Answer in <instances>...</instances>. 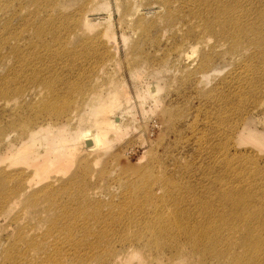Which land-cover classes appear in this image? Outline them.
I'll return each mask as SVG.
<instances>
[{"label": "rangeland", "instance_id": "374dc122", "mask_svg": "<svg viewBox=\"0 0 264 264\" xmlns=\"http://www.w3.org/2000/svg\"><path fill=\"white\" fill-rule=\"evenodd\" d=\"M161 1L0 0V58L3 56L0 85L10 87L6 95L0 92V102L10 100L9 106L0 109V157H4L9 141L19 140L23 127L29 130L51 125L49 128L54 133L60 132L58 127L67 126V132L76 127L79 124L76 120L72 127L66 125L67 118L76 107L82 112L81 104L92 101L100 92L107 99L110 93L144 92L149 83L162 89L156 95L162 101L156 109L151 98L141 100L147 113L143 120L134 123L133 115L123 111L128 133L113 143L108 153H102L100 161L93 165V174L89 172L79 179L86 185L84 193L96 195L94 198L97 199L95 205L86 211L87 219L74 225L77 239L83 246L66 244L65 239L70 241L71 238L63 231L61 223L55 222V216L70 212V204L78 199L77 190L57 197L66 200L67 205L62 202L57 208L44 204L41 208L49 212L34 217L28 216L25 202L9 207L2 204L0 198V264H110L111 252L124 251L120 247L122 238H140L144 248L146 240L151 238L155 242L139 224V217L145 216L144 220L152 223L167 224L165 216L174 210V204L172 200H166L169 194L161 197L162 190H155L153 205L139 193L138 199L130 202V197L119 187V180L131 177L138 170L150 171L154 177L163 179L173 196L192 187L211 185L222 190L226 184L246 186L248 188L244 189L251 190L255 204L258 203L250 213L257 217L261 214L264 218V147L238 143L239 138L233 139L242 117L258 103L264 104V79L256 83L255 89L250 87V82L255 81L251 79L253 69L262 66L260 59L255 56L249 63L242 62V68L237 69L241 61L225 55L228 47L217 49L224 55L216 58L200 81L195 82L199 75L193 68L204 53L201 44L197 43L200 38L195 37L196 31L188 25V11L173 10L166 4L162 6ZM133 10H139L136 21L146 20L148 25L157 22V27L146 34L134 25L135 19L132 25L129 24ZM171 11L174 15L169 17ZM87 16L92 28L86 33L77 32L78 24ZM177 27L182 34L178 33ZM192 35L194 37L186 41L182 49L190 53L181 56L176 49L182 45L183 39ZM123 38L128 41L125 43ZM221 38L220 42H225L224 37ZM219 40L213 38L214 42ZM16 41L21 45L20 49L15 47ZM194 45L198 47L193 54L190 47ZM134 46L140 53L137 58L133 54ZM257 52L252 48L247 54ZM230 75L232 77L226 79ZM181 79L189 80L181 82ZM54 85L58 87L57 95L51 90ZM97 85L99 92L92 93ZM37 93L39 98L35 97ZM78 109L77 113H80ZM167 110H172L174 122L171 125ZM209 119H214L216 124L208 125ZM246 119L239 128L246 125L248 129L264 134L263 112L250 114ZM91 122V116L84 113L81 127H90ZM221 133H228L231 139L220 142L217 137ZM43 144V140H37L34 151L43 153ZM4 162L7 160H0V168L4 167ZM224 168H227L226 176L220 172ZM234 168L246 171L243 182L234 180ZM249 176L258 181L257 189L253 188L255 191L250 189ZM10 186L15 187L16 183L10 181ZM190 200L189 197L183 205L190 207ZM154 205L160 209L154 210ZM200 211L203 215L210 213V210L203 209L196 213ZM216 211L223 213L225 208L220 206ZM226 212H230L229 209ZM117 214H121L120 219ZM221 220L218 218L216 222L222 223ZM77 224H80L78 228ZM238 227L239 232L236 227L229 229L236 231L234 236L224 232V229L228 230L226 228L209 233L214 236L218 233V247L233 250L231 257L238 254L241 259L242 254L251 255L250 244L264 242V232L260 239L253 238L258 242L252 240L253 236L248 238H251L249 241L248 227L243 224ZM102 239L104 242L92 253L86 249L87 243L95 244ZM183 240L184 237H178V243ZM54 241L63 248L56 261H53ZM34 242L41 244L39 251ZM155 247L151 252L156 257H172L169 245L164 248L165 254H157ZM244 256L242 259L246 258ZM137 260L126 259L124 262L136 264ZM161 264H168L167 260Z\"/></svg>", "mask_w": 264, "mask_h": 264}, {"label": "bare ground", "instance_id": "6f19581e", "mask_svg": "<svg viewBox=\"0 0 264 264\" xmlns=\"http://www.w3.org/2000/svg\"><path fill=\"white\" fill-rule=\"evenodd\" d=\"M161 4L162 6L165 4L169 5L173 10L180 9L188 11V25L196 31L195 37L197 39L200 38V42L197 43L201 44L204 53L200 55L197 66L193 68L199 75L195 82L200 81L201 76L205 75L216 58H220L224 55V53H219L217 51V49L224 47H228L225 55L235 56L236 61H241L237 69L242 68L243 63H249L255 56L260 59L262 66L253 69L251 79H255V81L250 82V87L255 89L256 83L263 81L264 0H162ZM138 12L139 10H133L131 15L133 18H129V24L132 25V21L135 19L134 25L138 26L141 30L143 29L146 34H149L150 29L156 28L158 23L156 22L148 25L146 20L136 21V16L139 14ZM173 15L174 12L171 11L168 16L172 17ZM92 25L93 24L88 20V16L84 17L77 26V32L86 33L89 28H92ZM177 31L182 34V30L179 27H177ZM108 37L110 36L108 35ZM193 37L192 35L186 40L183 39L182 45L176 49L180 52L181 56H187V54L190 53L182 49L184 44L186 46V41L188 42ZM221 37H224L223 39L225 42H220L222 40ZM213 38L220 40L214 42ZM123 40L125 43L128 41L127 38H123ZM15 43V47L20 49L21 45L19 42L16 41ZM197 47L198 45L190 47L192 48L193 54L196 52ZM252 48L258 52L255 53V55L253 53L247 54ZM133 49L135 50L133 54L137 58L140 55L138 47L134 46ZM2 58L3 56L0 60ZM212 68L213 67H211V71H213ZM230 77H232V75L228 76L226 79ZM204 78H206V76ZM238 79H240L239 76ZM188 80L189 79H181V82ZM242 84L246 87L243 81ZM149 85L150 86H148L144 92L126 95L122 93H110L107 99L102 92L98 93L100 89L97 85L91 90L92 93H98L95 99L81 104L83 113L80 112V108L78 109L76 107L80 113H77L75 109L71 116L67 118L66 125L71 126L74 120L79 123L76 127L73 126L68 132V128L66 130L67 126L58 127L57 130L60 131L59 133H54L53 129L49 128L51 125L48 128L39 126L38 128L29 130L27 127H23L19 135V140L9 141L4 157H0V160H7V162H4V167L0 168L1 203L11 207L15 203L25 202L28 207V216L34 217L49 212V210L41 208L44 204L49 207L56 205L57 208H59L62 202L67 205L66 200H58L57 197L67 193L70 194L74 189L77 190L79 193L77 196L78 199L70 204V212L62 215L59 214L57 215L58 217L55 216V222H60L63 231L71 238L70 241L65 239L66 244L71 242L75 247L83 246V243L77 239L78 233L75 232L74 225L78 223V221H85L87 219L88 214L86 211L89 210V207L95 205L93 203H96L97 199L94 198L96 195L88 196L84 193L86 185L79 179L84 178L89 172L93 174V165L100 161L102 153H108L107 151L111 145L120 141L128 133L129 127L125 123L123 111L133 115L134 123H137L140 119L143 120V116L146 113V111H144V104L141 100L151 98L155 109L162 103L161 99L156 96L162 90L160 86L154 83H149ZM51 90L55 95L59 94L56 85L51 87ZM8 91H10V87H8L7 84L0 85V92L3 95H6ZM37 96L39 98L40 94L37 93L35 97ZM9 101L10 100L1 101L0 109L9 106ZM261 112L264 113L263 102L253 106L247 114L242 117L235 130L233 139L239 138L240 141H238V143L244 142L245 144H252L263 148L264 134L255 132L253 128L248 129L246 125L239 128L240 125L247 120L246 118L248 115H254L256 113L261 114ZM84 113L85 115L88 114L91 116L92 125L90 127H81ZM166 114L169 117V123L171 125L174 122L172 119V110H167ZM75 123L73 122V124ZM207 124L215 125L216 121L214 119H209ZM1 132L2 130H0V133ZM42 132L45 133L42 134ZM229 136L228 133H221L217 139L221 140L220 142L226 139L229 141L231 139L228 138ZM39 139L43 140L45 144L43 153H36L34 151V144ZM14 166H24L26 168ZM220 172H222L224 176L228 174L227 168H224ZM233 172L234 180L237 183L244 181L246 171L234 168ZM10 181H14L16 186L11 187ZM155 184H158L159 187L155 188ZM248 184L250 185V189H257L259 185L258 181L250 176ZM119 187L122 192L130 197V202L137 200V193H139L144 194L146 196V201L148 200L152 205L154 203L152 200L156 198L155 190L157 192L162 190L161 197L163 198L164 195L166 196L169 194L170 196H168L166 200L173 201L174 210L170 213L168 212L169 215L167 217L165 216V220L168 218L166 220L167 224H162V222L152 223L144 220L145 216L139 217V224L149 233L150 237L154 238L155 242L151 238L149 241L146 240L144 242V248L140 238H122L120 247H123L124 251L118 250L111 252L110 264H123L126 262H124V260L135 258L138 259L136 264H161L165 260H167L168 264H264V253H262L264 250V242L254 246L250 244V246H252V249L249 251L251 255L247 253L248 250L244 247L247 252H243L247 253L248 256L242 254L246 258L243 257L244 259H242L241 255V259H239L237 252H235V255L237 254L235 257H231V252L233 250L228 251L218 247V233L217 236L209 233V231L213 232L220 228H226L228 230L226 231L224 229L223 231L234 236V232L236 231H229V229L232 228L230 230H233L234 227L237 229L239 225L241 226V224H243L244 227L247 226L249 230V233H247V240L250 241L251 238L248 239L250 236H253L252 240H254V237L259 238L260 235L262 236L264 232V218H262L261 214V217H257L250 213H253L258 203L255 204V197H253V193L251 194V190L244 189L248 187L240 184H226L222 187V190L211 185H209V187H192L191 189L186 188L184 190L185 192L183 191L182 194L173 196L174 194L168 190L165 181L161 178L154 177L152 173L147 170H138L137 173H134L131 177L121 178L119 180ZM254 195L256 194L254 193ZM189 197L191 198V206L185 207L183 204L188 202ZM260 204L259 206L262 205ZM220 206H224L225 211H222L223 213H216L218 212L216 208ZM153 208L154 210L160 209L156 205H154ZM202 209L205 211L210 210V213L205 215H203L201 211L198 214L196 213L197 210ZM226 209H229L230 212H226ZM138 210L141 214L144 213L143 210ZM261 210L262 209H260V211ZM117 217L120 219L121 214H117ZM218 218L223 219L221 220L222 223L216 222ZM78 226H80V224H77V228ZM30 231H33V229ZM95 234L96 236H103L100 233ZM178 237H184L185 240L178 243ZM247 240L245 243L249 244ZM103 242L104 239L95 244L87 243L86 249L92 253L96 246L101 245ZM53 243L55 260H53L52 257L51 259L56 261L62 253L63 248L57 246L60 245L59 242L54 241ZM234 243L232 242L233 245ZM35 245L39 251L41 244L37 245V243H35ZM166 245H169L170 249H172L170 251L172 257L163 255V257L159 258L151 252L156 246L155 250H157V254H165L164 248ZM208 256L212 257L206 261L205 258Z\"/></svg>", "mask_w": 264, "mask_h": 264}]
</instances>
